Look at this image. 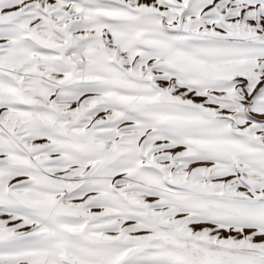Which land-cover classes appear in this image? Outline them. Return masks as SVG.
I'll use <instances>...</instances> for the list:
<instances>
[{
  "label": "snow or ice",
  "instance_id": "6c2138e0",
  "mask_svg": "<svg viewBox=\"0 0 264 264\" xmlns=\"http://www.w3.org/2000/svg\"><path fill=\"white\" fill-rule=\"evenodd\" d=\"M0 264H264V0H0Z\"/></svg>",
  "mask_w": 264,
  "mask_h": 264
}]
</instances>
